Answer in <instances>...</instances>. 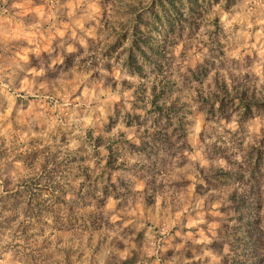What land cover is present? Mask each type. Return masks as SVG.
Masks as SVG:
<instances>
[{
    "label": "clouds",
    "instance_id": "1",
    "mask_svg": "<svg viewBox=\"0 0 264 264\" xmlns=\"http://www.w3.org/2000/svg\"><path fill=\"white\" fill-rule=\"evenodd\" d=\"M0 264H264V0H0Z\"/></svg>",
    "mask_w": 264,
    "mask_h": 264
}]
</instances>
